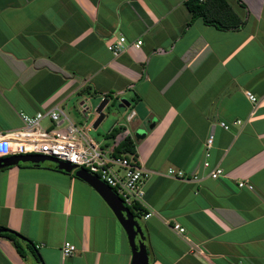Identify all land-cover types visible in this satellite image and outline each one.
I'll use <instances>...</instances> for the list:
<instances>
[{
	"label": "crops",
	"instance_id": "obj_1",
	"mask_svg": "<svg viewBox=\"0 0 264 264\" xmlns=\"http://www.w3.org/2000/svg\"><path fill=\"white\" fill-rule=\"evenodd\" d=\"M226 1L243 20L237 28L192 18L185 0H0V132L21 125L20 111L76 96L90 128L127 127L149 170L141 206L151 213L136 217L147 264H264V0ZM119 35L126 48L112 55L106 42ZM170 165L198 177L169 176ZM213 166L222 173L207 175ZM56 168L0 164V225L29 238L43 264H128L110 207ZM64 240L75 246L67 255ZM0 264L41 262L0 235Z\"/></svg>",
	"mask_w": 264,
	"mask_h": 264
},
{
	"label": "built area",
	"instance_id": "obj_2",
	"mask_svg": "<svg viewBox=\"0 0 264 264\" xmlns=\"http://www.w3.org/2000/svg\"><path fill=\"white\" fill-rule=\"evenodd\" d=\"M141 40H133L130 44L133 47H139ZM107 49L112 55L121 53L126 48V42L123 35L109 39L106 42ZM250 102H255L256 97L249 90L244 91ZM83 116L88 117L90 110L84 99L78 103ZM19 117L21 125L17 128L0 132V155L10 153H39L51 155L58 159L65 160L75 164V167H83L89 173L96 175L101 181L107 184L115 194L121 199L125 206L134 202L143 203V182L148 175V169L144 168L134 154L128 153L113 154L112 147L119 142L124 135H129L127 127H122L112 136L106 137V131L101 138L95 139L88 134L91 129L87 121L81 123L72 120L60 104L55 103L44 109L36 110L28 114L20 111ZM45 118L48 125L41 124ZM234 122L238 123L239 119ZM219 124L226 128L227 124L220 121ZM108 138L109 144L102 142ZM213 140L211 133L204 139V152L207 155L208 148ZM203 166L208 165V161H202ZM166 174L173 175L180 179H197L196 173H186L181 168L168 166ZM222 173L220 166H213L208 169L207 175L216 177ZM243 182L239 181L238 185ZM250 186V185H247ZM150 212L142 214L146 217ZM172 228L182 231L183 227L178 223H173ZM194 252H201L199 248L193 246ZM75 249L74 244L64 240L60 245L62 255H67Z\"/></svg>",
	"mask_w": 264,
	"mask_h": 264
},
{
	"label": "water",
	"instance_id": "obj_3",
	"mask_svg": "<svg viewBox=\"0 0 264 264\" xmlns=\"http://www.w3.org/2000/svg\"><path fill=\"white\" fill-rule=\"evenodd\" d=\"M117 106L128 105L124 97L118 98ZM151 123L149 124V126ZM143 132H138L137 136L144 135ZM30 160L31 162H43L44 160L52 162L53 166L63 169L65 171H72V173L85 180L92 186L103 198L106 204L110 207L113 214L123 227L127 242L130 248V259L128 264H147V255L144 248V244L137 242L136 238L141 234V228L137 218L134 214L125 206L117 194L103 181H101L96 175L89 173L83 167H75L74 163L58 159L51 155L39 154V153H15L9 154L4 157H0V164L17 160ZM6 230L4 227H0V231ZM41 264L42 261L38 256Z\"/></svg>",
	"mask_w": 264,
	"mask_h": 264
},
{
	"label": "trees",
	"instance_id": "obj_4",
	"mask_svg": "<svg viewBox=\"0 0 264 264\" xmlns=\"http://www.w3.org/2000/svg\"><path fill=\"white\" fill-rule=\"evenodd\" d=\"M185 5L190 11L192 18L200 17L202 21L213 24L217 28H237L243 23V20L231 9L226 0H185ZM120 127L122 128V126ZM120 127H112L108 134L103 135H106V137L112 136L121 129ZM112 152L113 154H123L125 156H127L126 154L128 153L135 155L134 143L131 136L124 135L119 142L112 147ZM60 170L63 171V169ZM127 207L135 217H140L144 212L141 204L137 201ZM0 227L6 228V230L0 231V235L11 239L16 251L20 255H24L25 251L28 250L38 258L37 248L29 238L12 228L3 225H0Z\"/></svg>",
	"mask_w": 264,
	"mask_h": 264
},
{
	"label": "rangeland",
	"instance_id": "obj_5",
	"mask_svg": "<svg viewBox=\"0 0 264 264\" xmlns=\"http://www.w3.org/2000/svg\"><path fill=\"white\" fill-rule=\"evenodd\" d=\"M81 98V96H76L73 100H71L70 102H66L63 103L61 106L63 107V109L67 112V114L73 118L74 120H79L78 123L82 122L81 119V115L78 112V100ZM112 107V106H111ZM121 108V107H120ZM105 111H107V109H105ZM109 113V111L107 112ZM103 133L102 128H100V125H98V127L96 128H91L88 130V134L91 135L93 138L95 139H99L100 136H102L101 134ZM171 166V165H170ZM168 167V166H167ZM174 167V166H173ZM166 173V172H165ZM169 175V174H167ZM169 176H173V175H169ZM174 177V176H173ZM177 178V177H176ZM151 213V212H150ZM143 214V213H142ZM142 214L140 215V217L142 216ZM183 231V230H182ZM181 232V231H178Z\"/></svg>",
	"mask_w": 264,
	"mask_h": 264
},
{
	"label": "clouds",
	"instance_id": "obj_6",
	"mask_svg": "<svg viewBox=\"0 0 264 264\" xmlns=\"http://www.w3.org/2000/svg\"><path fill=\"white\" fill-rule=\"evenodd\" d=\"M79 103V102H78ZM10 154H15V153H10Z\"/></svg>",
	"mask_w": 264,
	"mask_h": 264
}]
</instances>
